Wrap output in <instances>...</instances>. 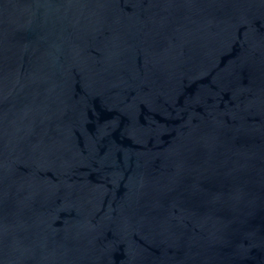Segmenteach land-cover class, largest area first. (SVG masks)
<instances>
[{"label":"water","instance_id":"water-1","mask_svg":"<svg viewBox=\"0 0 264 264\" xmlns=\"http://www.w3.org/2000/svg\"><path fill=\"white\" fill-rule=\"evenodd\" d=\"M0 264H264V0H0Z\"/></svg>","mask_w":264,"mask_h":264}]
</instances>
